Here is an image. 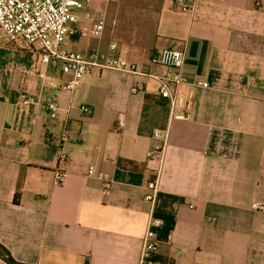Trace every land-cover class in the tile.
Wrapping results in <instances>:
<instances>
[{"label": "crops", "instance_id": "crops-1", "mask_svg": "<svg viewBox=\"0 0 264 264\" xmlns=\"http://www.w3.org/2000/svg\"><path fill=\"white\" fill-rule=\"evenodd\" d=\"M152 2L148 41L94 40L78 17L73 49L116 44L156 76L163 49L184 51L174 106L156 80L113 71L64 91L66 76L0 35V244L16 262L139 264L150 228L157 264H264V0ZM109 7L79 13L107 23ZM47 97L67 123L61 148L46 143Z\"/></svg>", "mask_w": 264, "mask_h": 264}, {"label": "built area", "instance_id": "built-area-1", "mask_svg": "<svg viewBox=\"0 0 264 264\" xmlns=\"http://www.w3.org/2000/svg\"><path fill=\"white\" fill-rule=\"evenodd\" d=\"M115 0H0V35L2 34L8 44H23L33 50L44 67L53 71H60L68 78L61 87L62 90L73 92L79 83L94 71H113L134 77L151 78L159 84V95L163 100L170 101L174 106L175 94L184 83L182 77L185 65V52L177 49L166 48L158 54L157 63L167 70L162 76H156L148 72L144 67L129 61L121 56L116 44H110L107 51L94 49L87 53L73 49L75 39L79 34L78 13L84 10L94 11L97 4L105 5ZM184 10H187L183 8ZM90 17V14L87 13ZM106 27L105 17L92 19V36L100 38ZM46 81L47 72L39 74ZM207 88V83H198ZM141 90V85H136L132 93ZM23 107L31 104L29 99L21 100ZM47 112L46 143L55 148H61L70 142L67 123L57 126L60 120V106L52 97L44 101ZM74 105H70L73 109ZM83 115H91V108L83 106L79 108ZM157 137L158 134H155ZM158 148L148 153L152 158L158 154ZM93 170H90L92 174ZM65 174L56 170L54 185L63 183ZM148 194L145 200L153 202L157 186L155 182L148 185ZM252 209L264 212V206L258 203L252 204ZM155 234L152 229L146 232L143 239V251L139 264H157L155 258L156 244Z\"/></svg>", "mask_w": 264, "mask_h": 264}, {"label": "rangeland", "instance_id": "rangeland-1", "mask_svg": "<svg viewBox=\"0 0 264 264\" xmlns=\"http://www.w3.org/2000/svg\"><path fill=\"white\" fill-rule=\"evenodd\" d=\"M153 0H115L110 3L108 19L105 30L100 38L104 42H109L113 38L123 40H135L146 42L153 36V18L156 16L153 8L157 5ZM105 9V4H97L96 12ZM80 14V13H79ZM78 17L83 19V30L85 35L91 34L93 28L90 25L89 18L82 14ZM103 17V16H101Z\"/></svg>", "mask_w": 264, "mask_h": 264}, {"label": "trees", "instance_id": "trees-1", "mask_svg": "<svg viewBox=\"0 0 264 264\" xmlns=\"http://www.w3.org/2000/svg\"><path fill=\"white\" fill-rule=\"evenodd\" d=\"M121 165V163H120ZM0 258L5 261L7 264H20L13 260L10 253L0 244Z\"/></svg>", "mask_w": 264, "mask_h": 264}]
</instances>
